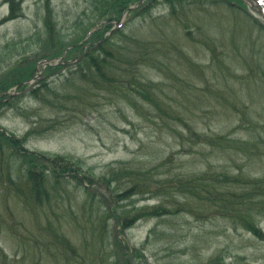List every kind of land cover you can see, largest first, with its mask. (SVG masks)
I'll return each instance as SVG.
<instances>
[{
  "label": "rangeland",
  "instance_id": "374dc122",
  "mask_svg": "<svg viewBox=\"0 0 264 264\" xmlns=\"http://www.w3.org/2000/svg\"><path fill=\"white\" fill-rule=\"evenodd\" d=\"M242 1L249 16L264 24V0ZM203 7L188 13L191 25H199L200 35L195 42L187 41L188 48L186 42L181 46L197 65L208 67L196 73L176 56L172 66L146 70L147 77L158 86L155 91L168 116H160L154 106L134 93L126 97L122 91L86 90L76 76L70 75V67L49 79L61 95L73 96L68 105L61 106L62 101L55 107L34 101L14 92L15 87L8 95L20 99L1 117V128L22 137L38 124L39 135L27 148L77 159L96 176L123 163L136 169H156V174L164 177L207 169L231 176L264 177V31L244 15ZM102 13V0H0L1 86L42 57L53 58L61 49L65 50L64 57L70 54L67 59H73L80 53L75 51L89 41L84 36L97 22L94 16ZM153 13L160 17L168 10L158 4ZM138 20L132 30L138 27ZM125 22L126 18L121 24L117 22L115 29L124 27ZM212 38L220 42L219 54L225 48L229 51L228 58L222 56L216 65L206 50ZM64 57L51 59V65L57 66ZM45 70L42 72L40 66L39 77ZM177 114L201 132L227 135L236 142H248L249 147L213 153L186 137L181 140L180 135L187 136V132L172 119ZM49 125L54 129L44 134ZM71 190L70 204L65 201L60 210L49 213L48 219L42 216L35 222L15 197L12 185L0 182V264H109L110 257L122 255L117 240L130 250L127 259L133 264H264V242L240 225L202 212L142 220L125 233L112 220L108 234L101 236L97 224L85 225L82 219L83 189L73 186ZM93 194L107 207L108 195L103 189ZM160 201L134 197L118 205L121 210L132 211L153 208ZM165 201V206H172L183 199L173 195ZM48 220L53 229L61 227L77 247V258H66L54 246L34 245L39 228L47 229ZM260 226L264 231V217Z\"/></svg>",
  "mask_w": 264,
  "mask_h": 264
},
{
  "label": "trees",
  "instance_id": "16d2710c",
  "mask_svg": "<svg viewBox=\"0 0 264 264\" xmlns=\"http://www.w3.org/2000/svg\"><path fill=\"white\" fill-rule=\"evenodd\" d=\"M158 4L166 6L167 15L154 16L153 10ZM138 5V8L127 14L124 27L115 29V24L121 21L124 14ZM196 7H213L244 15L248 22L264 31V24H257L249 16L242 0H102L103 13L94 16L97 22L91 25L84 36H88L89 41L75 51L80 50V53L74 55L73 59H67L70 54L64 57L65 50L61 49L53 58L42 57L25 72L15 75L5 87L0 84V119L20 99L18 96L8 95L15 87H19L18 93L31 97L34 101L55 107L63 102L64 105L61 106L68 105L73 96L61 95L49 79L70 67V75L76 76L86 90L98 93L122 91L126 97L134 93L154 106L160 116H168L156 94L158 86L147 77L146 70H161L168 65L172 66L176 56H180V60L196 73H201L208 67L201 68L197 65L185 47L181 46L186 42L188 48L187 41L195 42L196 36L200 35L199 25L192 24L195 29L192 31L191 19L188 18V13ZM137 19L139 25L132 30L135 26L132 24ZM110 33L112 34L109 35ZM218 43L220 44L213 38L207 43L206 50L213 65L221 62L222 56H229L226 48L218 53ZM88 45V49L84 51ZM63 57L57 66H48L31 87L29 82L37 77L40 66L49 62L52 64V60ZM69 61H74V65H68ZM69 78L67 77V81ZM77 103L72 106L77 107ZM172 119L187 132V136L181 133V140L186 137L193 145L203 149L207 147L213 153L249 147L248 142H236L227 135L201 132L183 115L177 114ZM37 125L33 124L22 137H17L0 126V182L12 185L15 197L35 222L42 216L48 219L49 213L60 210L65 201L70 204L71 189L74 186L76 190L83 189L85 196L82 206L85 225L97 224L101 236L108 234L109 222L112 220L121 227V233H125L142 220L176 216L181 212L195 215L202 212L240 225L253 237L264 242V231L260 226V220L264 217V177L247 178L242 174L231 176L211 169L196 174L164 177L156 174V169H136L123 163L96 176L77 159L48 155L27 148L29 141L39 135ZM53 129L49 125L44 134ZM97 189H103L107 193V207L101 205L98 197L93 194ZM173 195L182 197L183 201L165 206V198ZM134 197L157 198L161 201L153 208L121 210L118 203ZM49 220L47 229L39 228L37 239L33 240L34 245L39 247L40 244L47 249L54 246L66 258H77V247L64 236L61 227L53 229ZM117 242L122 255L117 256L119 259L116 256L110 257L109 264H133L127 259L130 250L124 248L120 240Z\"/></svg>",
  "mask_w": 264,
  "mask_h": 264
},
{
  "label": "water",
  "instance_id": "95a60500",
  "mask_svg": "<svg viewBox=\"0 0 264 264\" xmlns=\"http://www.w3.org/2000/svg\"><path fill=\"white\" fill-rule=\"evenodd\" d=\"M250 1H251V0H250ZM254 3H257V2L254 1ZM141 4H142V3H141ZM141 4H140V5H141ZM140 5H138V6H134V7L130 8V9L124 14L123 18L121 19V21H120L119 23L121 24V22L124 20V18H126L127 14H128L130 11H132V10L138 8ZM257 6H258V5H257ZM258 7H259L260 10H263L260 6H258ZM117 25H119V24H117ZM111 34H112V33H110L109 35H111ZM48 66H52V65H51L50 63H46V64L43 66V68H42V72H43ZM42 72L39 73V74L37 75V77H36L34 80L30 81L29 83L33 84V83L36 81V79L42 74ZM18 90H19V87H16V88L14 89V92H17Z\"/></svg>",
  "mask_w": 264,
  "mask_h": 264
}]
</instances>
